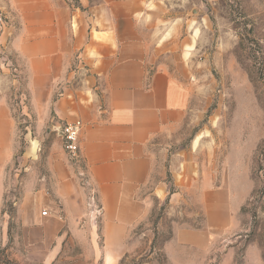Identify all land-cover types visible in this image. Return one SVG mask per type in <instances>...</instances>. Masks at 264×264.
I'll use <instances>...</instances> for the list:
<instances>
[{"label": "rangeland", "instance_id": "1", "mask_svg": "<svg viewBox=\"0 0 264 264\" xmlns=\"http://www.w3.org/2000/svg\"><path fill=\"white\" fill-rule=\"evenodd\" d=\"M51 1L76 16L85 44L100 0ZM22 27L11 0H0V103L14 120L11 155L0 157V251L19 264H109L101 204L55 112L65 92L84 98L94 75L80 52L68 60L73 80L54 84L48 101H35L32 74L30 103ZM137 30L148 71L190 82L193 97L184 121L149 145L154 172L140 194L149 214L114 264H264V0H147ZM55 163L83 189L85 212L72 219L59 208ZM44 211L52 229L66 220L47 244L34 226Z\"/></svg>", "mask_w": 264, "mask_h": 264}, {"label": "crops", "instance_id": "2", "mask_svg": "<svg viewBox=\"0 0 264 264\" xmlns=\"http://www.w3.org/2000/svg\"><path fill=\"white\" fill-rule=\"evenodd\" d=\"M11 4L21 16L18 50L31 68L35 101L40 96L48 101L54 84L73 80L68 60L80 52L94 75L84 98L65 92L55 102V112L61 122L83 123L78 155L102 207L106 260L114 264L129 230L149 214V203L140 197L154 172L149 145L167 126L184 121L193 86L168 72L148 71L137 30L147 0H100L87 23L85 44L81 24L68 8L51 0ZM97 78L104 88L103 100L95 94ZM13 128L9 108L0 103V157L7 160ZM55 171L59 208L71 219L79 216L85 212L83 189L64 163H55ZM165 192L158 185L155 195L163 198ZM65 224L66 220L55 222L52 229L50 218L40 215L34 226L42 242L49 243Z\"/></svg>", "mask_w": 264, "mask_h": 264}, {"label": "built area", "instance_id": "3", "mask_svg": "<svg viewBox=\"0 0 264 264\" xmlns=\"http://www.w3.org/2000/svg\"><path fill=\"white\" fill-rule=\"evenodd\" d=\"M83 131V123L75 121L74 123H66L62 128V138L65 148L72 154L77 155L80 151V139ZM43 216H48L46 211Z\"/></svg>", "mask_w": 264, "mask_h": 264}, {"label": "trees", "instance_id": "4", "mask_svg": "<svg viewBox=\"0 0 264 264\" xmlns=\"http://www.w3.org/2000/svg\"><path fill=\"white\" fill-rule=\"evenodd\" d=\"M29 80H28V82H27V84H25L26 86H25V88H26V91H27V93H26V95H27V100L31 103V101H32V89H31V87H30V85H31V79H32V73H31V71L29 70ZM175 193V191L174 190H171V192H170V194L172 195V194H174ZM0 255H4V259H0V264H19V263H17V262H14V261H11L6 255H5V250H3V251H0Z\"/></svg>", "mask_w": 264, "mask_h": 264}]
</instances>
